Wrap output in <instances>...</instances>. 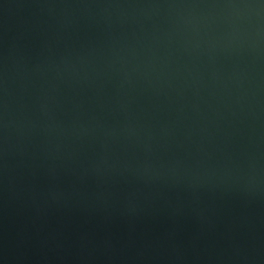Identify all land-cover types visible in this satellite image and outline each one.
<instances>
[{
	"label": "water",
	"instance_id": "95a60500",
	"mask_svg": "<svg viewBox=\"0 0 264 264\" xmlns=\"http://www.w3.org/2000/svg\"><path fill=\"white\" fill-rule=\"evenodd\" d=\"M0 264H264V0H0Z\"/></svg>",
	"mask_w": 264,
	"mask_h": 264
}]
</instances>
